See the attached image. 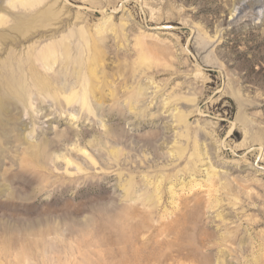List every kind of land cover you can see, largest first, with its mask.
Wrapping results in <instances>:
<instances>
[{"label":"rangeland","instance_id":"obj_1","mask_svg":"<svg viewBox=\"0 0 264 264\" xmlns=\"http://www.w3.org/2000/svg\"><path fill=\"white\" fill-rule=\"evenodd\" d=\"M5 6L58 18L0 68L69 37L68 64L36 65L79 100L25 65L30 98L0 116V264H264V0Z\"/></svg>","mask_w":264,"mask_h":264},{"label":"bare ground","instance_id":"obj_2","mask_svg":"<svg viewBox=\"0 0 264 264\" xmlns=\"http://www.w3.org/2000/svg\"><path fill=\"white\" fill-rule=\"evenodd\" d=\"M41 1L42 0H6L5 4H7L10 7H17V8L23 7L25 10H30L36 4H39ZM5 4L0 2V12L8 9L7 6H5ZM57 18L58 17H57L56 11H54L53 9H50V8L41 10L40 12H38L36 14H28L27 13L23 16H19V15L18 16H12L9 19L6 16H4L3 14H0V25L9 23V24H7V26L11 30H14V33H15V36H11V35H9V33H6L2 29V27H0V44H4L6 41H11V42H14V44H17L20 41H23L24 39H28L30 36L34 35L35 32L38 31L39 27H45V26H47L48 22L54 21ZM66 39L64 42L63 41L57 42V43H53L52 45L46 46V47L42 48L38 53H32V55L29 54L28 56H26L25 60L24 59H21L20 61L16 60V63H15L16 58L14 59L12 52H9L8 55H6V57H4V60L2 61L3 67L0 68V69H2L0 73L4 74V75H2V77H0V92H1L0 93V116L2 114L5 116V114L7 113V111H6L7 106L12 105L11 99H16L17 101L23 102V104H24L26 96L30 95L31 89H29V86L26 84V80H25L26 79V75L24 72L25 65L27 67V71H29V73H30V78H31L30 87H35L39 92H42V93L45 92L46 95L51 94V96L58 99V101L60 99L58 98L59 95H57L56 93H58V91H59V92H61L60 94H62V97H63L62 99H65L66 104L67 103L71 104L73 101L79 100L78 99L79 93L76 90V87H73L74 86L73 84H69L68 86L65 85L68 83H67V81H65L63 79H67V73H64L63 70L62 71L54 70L58 73H60V72H61V74L63 73V75H61L62 76L61 77V83H63V85H61L60 87L58 85V82L60 83V78H59L60 74L57 73L58 75H56V76L54 75V77L53 76L51 77L48 75L47 76L46 75H39L38 70H37L38 65H36V63H39L41 65V67L48 66L49 68H51V66L53 64H55L57 61H60V63H61V61H62L61 58L63 59V57L66 59V60L64 59L65 62L67 60H69V61L71 60L72 48H70V44H68L69 37ZM69 61H67L66 64H68ZM23 62H27V64H23ZM62 62L64 63V61H62ZM78 62H81V61H78ZM85 64H87V63H85ZM63 66H65V64ZM87 66H89V65H87ZM79 68H78V71H79ZM66 69H68L67 65H66ZM17 70H19V72H17ZM91 71L92 70H90L88 72H91ZM65 72H67V70H65ZM54 74H55V72H54ZM78 74L80 75V71ZM86 74H87V72H86ZM94 74H95V72H94ZM53 80H54V82H53ZM92 81H93V79H92ZM53 83H55L58 87H55L54 85H52ZM51 88L52 89L54 88V90H52L53 92L50 91ZM56 88H58L57 91H56ZM91 88L93 90L94 86ZM93 91L96 92L95 90H93ZM28 98H30V96ZM80 99H81L80 101H81L82 106L83 105L86 106L87 97H86V93L84 91L81 94ZM59 102H61V100ZM40 106L43 107L41 104H40ZM7 115H8L7 117H9V119H10L11 115H9V114H7ZM0 122H2V120H0ZM46 141L45 140L41 141V145H40L41 151H42L41 153H45V150L48 147V143ZM35 152H37V151H35ZM57 156H59V155H57ZM33 239H34V237H33ZM57 241H59V240H57ZM53 242H55V241H53ZM18 244H19V242H18ZM5 247H6V245H5ZM9 249H10V247H9ZM16 251H18V249ZM28 251H29V253L33 252V251L30 252V250H28ZM23 252H25V250ZM53 254H54V252H53Z\"/></svg>","mask_w":264,"mask_h":264}]
</instances>
